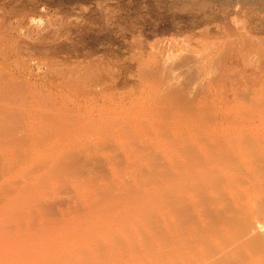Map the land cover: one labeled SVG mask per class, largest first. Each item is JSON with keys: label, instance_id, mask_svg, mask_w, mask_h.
Here are the masks:
<instances>
[{"label": "rangeland", "instance_id": "rangeland-1", "mask_svg": "<svg viewBox=\"0 0 264 264\" xmlns=\"http://www.w3.org/2000/svg\"><path fill=\"white\" fill-rule=\"evenodd\" d=\"M0 50V208L37 181L0 264H264L263 0H0Z\"/></svg>", "mask_w": 264, "mask_h": 264}, {"label": "bare ground", "instance_id": "bare-ground-1", "mask_svg": "<svg viewBox=\"0 0 264 264\" xmlns=\"http://www.w3.org/2000/svg\"><path fill=\"white\" fill-rule=\"evenodd\" d=\"M210 1V0H209ZM264 1V0H263ZM202 3H203V5H204V3L205 2H203L202 1ZM207 3H208V0H207ZM207 5V4H206ZM202 6V5H201ZM195 7V6H194ZM204 7V6H203ZM185 8H187V7H185ZM197 8V7H196ZM183 9V8H182ZM185 10V9H184ZM193 11V10H192ZM242 12H244V11H242ZM240 20V19H239ZM231 22V21H230ZM244 22V21H243ZM232 23V22H231ZM237 23H239V22H237ZM239 24H241V23H239ZM238 24V25H239ZM246 24V23H245ZM242 25V24H241ZM244 25V24H243ZM240 27H242V26H240ZM244 29H245V27H243ZM235 29H236V31H238L239 30V28H236L235 27ZM243 30V29H242ZM240 31H241V29H240ZM246 30H244V33H245V35H247L246 34V32H248V31H246ZM206 32V31H205ZM227 33V32H226ZM239 34H240V32H239ZM238 34V35H239ZM244 35V36H245ZM251 35V34H250ZM238 38L240 37V36H237ZM235 38H236V36H235ZM250 37H248V39H249ZM233 39V38H232ZM240 39L242 40V38L240 37ZM250 39H252V38H250ZM240 40V42H243V40L241 41ZM220 41H222V40H220ZM237 41V40H236ZM238 41H239V39H238ZM238 45V44H237ZM2 50H4V49H2ZM2 50H0L1 52H0V69L2 70L3 68H6L7 67V65H8V63H7V61H8V54L11 52V51H14V50H9V49H7V50H9V52H8V54H5V53H2ZM3 52H5V51H3ZM11 53H14V52H11ZM168 55V54H167ZM170 56V55H169ZM171 58V59H170ZM170 58H168L167 60L168 61H170V60H172V56H170ZM175 58V57H174ZM135 59V58H134ZM166 60V59H165ZM203 63V62H202ZM167 64V63H166ZM170 64V63H169ZM173 64V63H172ZM212 64V63H211ZM210 64V65H211ZM172 66V65H171ZM160 67H162V66H160ZM164 67V66H163ZM168 68H170V67H168ZM165 69V68H164ZM158 70V69H157ZM170 70V69H169ZM161 71H162V69H161ZM165 71H167V70H165ZM174 71V70H173ZM171 72V71H170ZM165 74H167V72L165 73ZM161 75V74H160ZM164 75V74H163ZM170 76L171 77H169L170 78V83H168V84H170V86H171V84L172 85H174L175 83V80L177 79V77L178 76H176L174 73L173 74H171L170 73ZM11 78L12 77H8V76H6V75H4L1 71H0V89H2L1 91V93H0V102L2 103L1 105L2 106H0V152H1V150L2 151H4V152H9V153H11V151L12 152H14L13 151V148L12 147H15V146H19V145H21L22 143H20V142H25L26 141V139L28 138V136H29V131H30V124L28 125L27 124V121H26V118H28V119H30L31 117L30 116H28V114H27V112L30 110V109H28L29 107H31L32 105H28L27 103H29V102H31V100L29 99L28 100V96L30 95L31 96V92L29 93V92H27V91H30V89H27V91L25 90V89H21L20 90V88L18 87V85L17 86H14V84H16V83H14V80L12 81L11 80ZM13 79V78H12ZM243 79V78H242ZM166 80V79H165ZM178 80V79H177ZM179 81V80H178ZM161 82V81H160ZM27 83V82H26ZM19 84V83H18ZM22 84H24L23 82H22ZM24 86V85H23ZM26 86H28V85H26ZM169 86V85H168ZM172 87V86H171ZM170 90V89H169ZM166 91V90H165ZM165 91H163V92H165ZM178 91V90H177ZM29 93V94H28ZM172 95V94H171ZM177 95V94H176ZM168 96H169V94H168ZM163 97H165V96H163ZM178 97V96H177ZM10 100L12 101V102H10ZM163 100H164V98H163ZM165 100H167V99H165ZM169 100V99H168ZM180 100V99H179ZM14 101V102H13ZM8 102L9 103H13V106L12 107H10V106H8ZM169 103V102H168ZM18 104H20V105H18ZM24 104V105H23ZM26 104L29 106V107H27L26 108ZM30 104V103H29ZM16 105V106H15ZM21 105H23V106H21ZM18 106H21V108L19 107L18 108ZM14 107V108H13ZM15 107H17L18 109H15ZM26 108V109H28L27 110V112L26 111H24L23 110V108ZM178 109V108H177ZM175 111V110H174ZM29 112H31V111H29ZM26 114H27V117H26ZM30 115V114H29ZM170 116V115H169ZM30 117V118H29ZM173 118V117H172ZM180 118H182V117H180ZM15 119H18L19 120V122H18V125H19V127L20 126H22V129H23V133L25 134L23 137L22 136H20V138L18 137L19 136V133H15V128L17 127L16 126V124L13 122V120H15ZM168 119V118H167ZM68 121V120H67ZM66 122V121H65ZM21 124V125H20ZM151 124V123H150ZM65 125V124H64ZM104 128H105V126H104ZM124 128V127H123ZM17 129V128H16ZM19 129V128H18ZM21 129V128H20ZM17 131V130H16ZM100 131H101V129H100ZM18 134V135H17ZM21 134V133H20ZM159 134V133H158ZM23 135V134H22ZM19 144V145H18ZM24 144V143H23ZM15 149V148H14ZM17 149V148H16ZM15 149V150H16ZM17 151V150H16ZM24 152H21V157H25V159L27 158V153H28V151L27 150H23ZM18 152V151H17ZM17 152H15L14 153V155H13V160H15V161H17L16 160V158L17 157H20V155H19V153H17ZM15 158V159H14ZM18 159H20V158H18ZM23 160V159H22ZM54 165V164H53ZM51 168V167H50ZM55 169V168H54ZM52 170V171H50L49 170V172L51 173V172H53V171H56V170ZM26 171V170H25ZM30 172V171H29ZM23 174H25V173H23ZM24 176V175H23ZM22 176V177H23ZM48 176V175H47ZM33 179V178H32ZM10 181V180H9ZM9 181H7V182H9ZM12 181V180H11ZM22 181V180H21ZM13 182H14V180H13ZM40 182V181H39ZM43 181H41V183H42ZM12 183V182H11ZM10 183V184H11ZM35 183H37V181L36 182H33V180H31L30 179V177L28 176V175H26V177H25V179L21 182V185H17V183H15L14 185H15V187H14V189H12L13 187H11L10 189H12L11 190V192H13V194H11V197L9 198V196L7 197L6 195L4 196L5 198V201H4V207H2V208H0V243L1 242H3L2 244L3 245H17V244H20V242H21V244L23 243V241H25V240H23V238L24 237H22L21 235H24V234H21V235H18V233L17 232H15L16 230H15V228H17V224L15 225V228L13 229V227H12V229L14 230V231H12V232H14V233H12V232H10L12 229L9 227V225L6 223V221H7V217H6V213H8V212H10V210L12 211V210H17L18 209V211H22V210H24L26 207H29V206H27L30 202H28V201H30V198H31V195H32V192H33V190H34V188H35V186H37ZM9 185V184H8ZM17 185V186H16ZM6 188H9V187H6ZM5 189V188H4ZM7 190V189H6ZM3 191V190H2ZM8 191H10V190H8ZM10 192V193H11ZM9 193V194H10ZM27 209V208H26ZM22 213V212H21ZM24 213H26V211L24 212ZM22 215V214H21ZM28 218H30V217H28ZM82 224V223H81ZM80 225V224H79ZM18 227H19V225H18ZM18 230V229H17ZM8 232V233H7ZM11 234H12V236H13V234H14V236L15 237H17L16 235H18V236H21V237H17L16 238V240H12V237H10L11 236ZM20 234V233H19ZM27 235H28V233H26ZM13 236V238H15ZM25 239V238H24ZM10 241H12V242H10ZM6 242V243H5ZM5 243V244H4Z\"/></svg>", "mask_w": 264, "mask_h": 264}]
</instances>
